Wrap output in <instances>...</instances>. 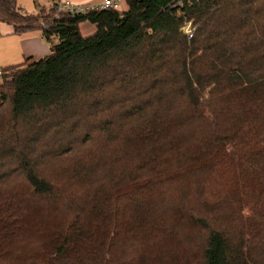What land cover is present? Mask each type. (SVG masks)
<instances>
[{
    "label": "trees",
    "instance_id": "1",
    "mask_svg": "<svg viewBox=\"0 0 264 264\" xmlns=\"http://www.w3.org/2000/svg\"><path fill=\"white\" fill-rule=\"evenodd\" d=\"M127 3L0 0L1 20L50 43L1 74L0 264H130L135 194L221 167L233 179L210 211L225 222L199 217L202 264H264V0Z\"/></svg>",
    "mask_w": 264,
    "mask_h": 264
},
{
    "label": "rangeland",
    "instance_id": "2",
    "mask_svg": "<svg viewBox=\"0 0 264 264\" xmlns=\"http://www.w3.org/2000/svg\"><path fill=\"white\" fill-rule=\"evenodd\" d=\"M135 164H132V168ZM61 165L64 166L63 160ZM50 168L51 174L53 166ZM108 170L105 168L102 173L111 179L114 172ZM133 177L136 179L135 175ZM200 177V183H197V176L183 178L166 185H153L135 194L134 198L139 200V203L141 199L144 200L142 212L138 206L135 216L145 218L136 219L139 226L132 235L133 238L135 235L136 237L128 241L127 245L122 242L120 245H125L123 248L118 243L116 252L122 248L125 259H134L130 264H202V249L209 230L204 228L198 219L204 216L214 224L213 217L217 214L218 223L221 221L223 216L220 211H210L214 198L210 196L209 191L217 188L216 182L226 185L227 180L233 179V174L232 169L221 167L217 172L204 170ZM84 181L79 180L81 185L76 189L83 188ZM136 182L138 179L131 184ZM222 222L224 223L225 219H222Z\"/></svg>",
    "mask_w": 264,
    "mask_h": 264
},
{
    "label": "crops",
    "instance_id": "3",
    "mask_svg": "<svg viewBox=\"0 0 264 264\" xmlns=\"http://www.w3.org/2000/svg\"><path fill=\"white\" fill-rule=\"evenodd\" d=\"M75 3H95L101 0H71ZM55 0H16L23 12H38L42 7L53 8ZM128 7L127 0L121 4L122 9ZM82 35H89L96 30V24L88 19L78 24ZM50 51V43L44 38L41 29L33 28L17 31L10 22L0 19V65L4 68L46 55ZM1 81V75H0Z\"/></svg>",
    "mask_w": 264,
    "mask_h": 264
},
{
    "label": "built area",
    "instance_id": "4",
    "mask_svg": "<svg viewBox=\"0 0 264 264\" xmlns=\"http://www.w3.org/2000/svg\"><path fill=\"white\" fill-rule=\"evenodd\" d=\"M124 0H101L95 3H75L71 0H55L53 9L55 13L65 11L68 13H83L98 8H121V4ZM186 31L188 35H192L190 25L187 26ZM4 72V67L0 65V75Z\"/></svg>",
    "mask_w": 264,
    "mask_h": 264
}]
</instances>
